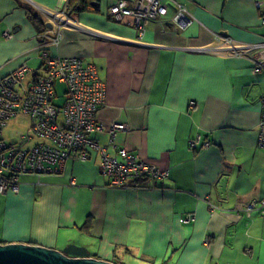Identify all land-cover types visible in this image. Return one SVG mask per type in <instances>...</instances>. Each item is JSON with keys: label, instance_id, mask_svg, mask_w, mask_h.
<instances>
[{"label": "crops", "instance_id": "1", "mask_svg": "<svg viewBox=\"0 0 264 264\" xmlns=\"http://www.w3.org/2000/svg\"><path fill=\"white\" fill-rule=\"evenodd\" d=\"M117 1L90 0V10L68 11L57 47L48 41L58 28L42 10L60 11L63 0H0V78L26 63L21 89L28 88L44 73L45 52L94 65L107 96L91 138L112 155L126 148L169 175L112 187L97 150L90 160L70 159L59 174L24 175L19 193H0V243L74 244L100 259L118 254L137 264H264V214L246 210L264 197V73H255L249 58L200 51L218 44L216 34L237 44L263 42L264 0H177L194 22L178 27L170 6L143 38L131 18L109 15ZM26 7L41 14L43 34ZM115 123L125 128L112 132ZM23 126L11 143L4 128L3 139L15 144L31 135L32 121Z\"/></svg>", "mask_w": 264, "mask_h": 264}, {"label": "built area", "instance_id": "2", "mask_svg": "<svg viewBox=\"0 0 264 264\" xmlns=\"http://www.w3.org/2000/svg\"><path fill=\"white\" fill-rule=\"evenodd\" d=\"M63 1L65 4L60 11L42 10V14L49 17L58 28L50 36V45L57 47L62 40L60 27L70 24V0ZM263 5L264 1L258 3L259 7ZM170 6L176 10L172 22L178 27L186 28L194 22L193 15L177 0H136L132 5L119 0L110 7L109 15L117 21L131 18L129 23L135 27L139 38H143L147 25L161 21L168 14ZM216 41V46L200 48V51L226 52L235 57L249 58L253 63V71L264 73V41L237 44L233 38L221 34H216ZM43 66L44 73L38 75L24 90L21 89L22 83L31 70L26 63L0 79V193H19L22 176L59 174L64 171L70 159L90 160L94 150L102 155V172L110 179L112 187L128 186L132 181L145 178L155 182L168 177L169 171L138 154L120 148L118 155H112L106 147L91 138V134L100 129L96 116L107 96L106 85L99 80L94 65L86 64L79 57L53 56L45 52ZM58 82L67 87L63 106L55 104L54 86ZM19 114L32 118V134L40 139L31 147H26L33 139L31 135H26L15 144H9L3 139V128ZM124 128L125 124L115 123L111 130L115 132ZM199 141L200 138L192 140L191 145L194 147ZM258 144L264 147V96ZM205 146H209V143ZM72 182L75 183V179ZM246 210H258L264 214V197L248 203Z\"/></svg>", "mask_w": 264, "mask_h": 264}, {"label": "water", "instance_id": "3", "mask_svg": "<svg viewBox=\"0 0 264 264\" xmlns=\"http://www.w3.org/2000/svg\"><path fill=\"white\" fill-rule=\"evenodd\" d=\"M52 25V24H51ZM51 25H48L51 27ZM0 264H122L92 256L86 247L63 250L28 243H0Z\"/></svg>", "mask_w": 264, "mask_h": 264}, {"label": "rangeland", "instance_id": "4", "mask_svg": "<svg viewBox=\"0 0 264 264\" xmlns=\"http://www.w3.org/2000/svg\"><path fill=\"white\" fill-rule=\"evenodd\" d=\"M42 40H44L45 42L47 41V39H42ZM50 41L51 39H49L48 42L50 43ZM54 90L56 93L55 104L58 106H63L65 103V96L67 92L66 85L58 82L54 86ZM20 92L21 94H23L22 90H20ZM29 118L27 116H24V114H19L17 117H14L8 121L7 126L4 129V135L9 143H11L15 139H18L17 137H20V135L23 134L27 130L23 126V123H27L29 121L31 122L32 118L31 117ZM61 119H62V115L60 116V120ZM31 136L33 137V139L26 144V147H31L33 146L34 143L40 141V139L34 136L32 133H31ZM113 261L116 263H122V264H137L133 259H130L129 257L126 258L125 261H122L119 258L118 254H116V256L113 258Z\"/></svg>", "mask_w": 264, "mask_h": 264}, {"label": "trees", "instance_id": "5", "mask_svg": "<svg viewBox=\"0 0 264 264\" xmlns=\"http://www.w3.org/2000/svg\"><path fill=\"white\" fill-rule=\"evenodd\" d=\"M89 4H90V0H70L68 11H70L71 14H75V13H79L82 11L90 10L88 9ZM92 4H95V3L93 2ZM27 9L29 10L28 13L31 18V21L37 28L38 32L43 34V32H45L46 30V23L42 19L41 14L37 12L35 9H33L32 7H28ZM145 181L146 179L139 180V182L137 180V183L140 184V182H145ZM90 227L91 226H90V220H89L87 225L84 227V229L87 231H90Z\"/></svg>", "mask_w": 264, "mask_h": 264}]
</instances>
